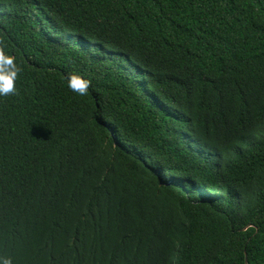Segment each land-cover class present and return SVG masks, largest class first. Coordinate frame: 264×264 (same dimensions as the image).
<instances>
[{"label": "trees", "instance_id": "obj_1", "mask_svg": "<svg viewBox=\"0 0 264 264\" xmlns=\"http://www.w3.org/2000/svg\"><path fill=\"white\" fill-rule=\"evenodd\" d=\"M0 50V256L264 264V0H0Z\"/></svg>", "mask_w": 264, "mask_h": 264}, {"label": "clouds", "instance_id": "obj_2", "mask_svg": "<svg viewBox=\"0 0 264 264\" xmlns=\"http://www.w3.org/2000/svg\"><path fill=\"white\" fill-rule=\"evenodd\" d=\"M18 68L14 57L0 50V96H6L15 92L14 81L16 80ZM67 87L78 96L86 95L89 81L78 74L67 76ZM0 264H11L10 258L0 256Z\"/></svg>", "mask_w": 264, "mask_h": 264}]
</instances>
